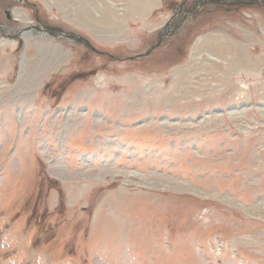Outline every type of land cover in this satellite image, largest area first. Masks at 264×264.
Here are the masks:
<instances>
[{"label":"rangeland","instance_id":"obj_1","mask_svg":"<svg viewBox=\"0 0 264 264\" xmlns=\"http://www.w3.org/2000/svg\"><path fill=\"white\" fill-rule=\"evenodd\" d=\"M182 1L0 0V264H264V5Z\"/></svg>","mask_w":264,"mask_h":264},{"label":"water","instance_id":"obj_2","mask_svg":"<svg viewBox=\"0 0 264 264\" xmlns=\"http://www.w3.org/2000/svg\"><path fill=\"white\" fill-rule=\"evenodd\" d=\"M198 5H204V4H213V5H225V6H234V5H243V6H251V5H264V0H198L196 2ZM46 30L48 29H57L55 27H45ZM59 30V29H57ZM70 37L74 38L76 41L82 42L84 45H86L89 49L96 51L94 47L83 37L79 35H71ZM164 37L163 35H159L156 44L151 46L145 53L136 55L135 57L147 55L149 54L155 47H157L161 41V39ZM116 60H120L118 57H114Z\"/></svg>","mask_w":264,"mask_h":264},{"label":"flooded vegetation","instance_id":"obj_3","mask_svg":"<svg viewBox=\"0 0 264 264\" xmlns=\"http://www.w3.org/2000/svg\"><path fill=\"white\" fill-rule=\"evenodd\" d=\"M187 1L191 2V4L188 6H186ZM203 7L204 6L198 8L193 0H183L179 4L178 8L174 10L173 14L171 15V18L165 24L164 30L167 32L169 31V34H171L174 31V28H176V26L181 22L186 23L188 22V19L193 16L197 17L198 15H207L209 11L204 10Z\"/></svg>","mask_w":264,"mask_h":264},{"label":"bare ground","instance_id":"obj_4","mask_svg":"<svg viewBox=\"0 0 264 264\" xmlns=\"http://www.w3.org/2000/svg\"><path fill=\"white\" fill-rule=\"evenodd\" d=\"M25 31H20V34H21V36H23L24 37V39H27L28 38V36L30 35V34H28V33H24ZM31 36V35H30ZM212 57H214V56H212ZM196 94V93H195Z\"/></svg>","mask_w":264,"mask_h":264}]
</instances>
